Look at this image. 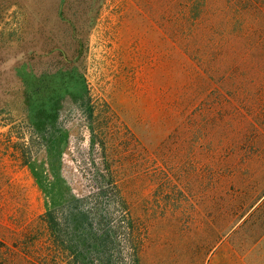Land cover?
Here are the masks:
<instances>
[{
	"label": "rangeland",
	"instance_id": "1",
	"mask_svg": "<svg viewBox=\"0 0 264 264\" xmlns=\"http://www.w3.org/2000/svg\"><path fill=\"white\" fill-rule=\"evenodd\" d=\"M104 156L140 264H264V0H0V264H57Z\"/></svg>",
	"mask_w": 264,
	"mask_h": 264
},
{
	"label": "trees",
	"instance_id": "2",
	"mask_svg": "<svg viewBox=\"0 0 264 264\" xmlns=\"http://www.w3.org/2000/svg\"><path fill=\"white\" fill-rule=\"evenodd\" d=\"M89 132L91 147L100 146L105 150L103 131L91 125ZM25 156L23 154L22 158ZM104 161L106 167L97 173L103 185L96 194V203L92 208L82 207L86 197L74 198L57 209V221L51 212L44 217L53 241H57V264H140L139 239L129 203L120 188L115 167L110 165L106 156ZM253 207H249L238 218H246L242 225L246 226L253 217ZM58 212H62V215ZM228 212L233 214L230 208ZM242 225L234 229L237 222H233L218 236V240L223 235L235 233ZM13 254L16 255V252L13 251ZM16 259L15 256L14 263Z\"/></svg>",
	"mask_w": 264,
	"mask_h": 264
}]
</instances>
